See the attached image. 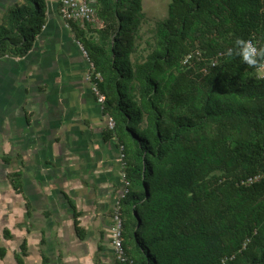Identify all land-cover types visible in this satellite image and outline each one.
<instances>
[{"label":"trees","instance_id":"obj_1","mask_svg":"<svg viewBox=\"0 0 264 264\" xmlns=\"http://www.w3.org/2000/svg\"><path fill=\"white\" fill-rule=\"evenodd\" d=\"M94 4L97 37L71 26L103 76L109 134L123 146L132 264H264L263 59L228 54L238 38L264 48V0H172L155 28L144 0ZM44 9L41 0L12 8L7 24L25 37L15 55L28 52Z\"/></svg>","mask_w":264,"mask_h":264},{"label":"crops","instance_id":"obj_2","mask_svg":"<svg viewBox=\"0 0 264 264\" xmlns=\"http://www.w3.org/2000/svg\"><path fill=\"white\" fill-rule=\"evenodd\" d=\"M44 2L28 52L15 55L25 37L7 20L22 0H0V30L18 41L0 48V264H101L126 188L123 146L86 80L90 57L62 0ZM99 24L79 23L89 39ZM88 241L91 253L81 252Z\"/></svg>","mask_w":264,"mask_h":264},{"label":"built area","instance_id":"obj_3","mask_svg":"<svg viewBox=\"0 0 264 264\" xmlns=\"http://www.w3.org/2000/svg\"><path fill=\"white\" fill-rule=\"evenodd\" d=\"M61 15L62 18L65 20L67 26H71V23H97L100 22L97 16V9L96 6L91 0H62V7H61ZM252 41V40H251ZM253 42V41H252ZM254 43V42H253ZM255 44V43H254ZM256 45V44H255ZM257 46V45H256ZM258 48V46H257ZM259 49V48H258ZM84 54L88 57L87 51L83 48ZM200 51L189 52L184 60L183 63L185 65L190 64L192 60L200 58ZM89 61V68L86 72V80L91 82L92 89L97 95L98 101L100 104H104L106 101V95L102 93L99 88V82L103 80V76L100 72L96 70L94 63L88 59ZM215 61L212 62L215 65ZM258 76L260 78H264V59L261 65L258 68ZM116 126L115 119L111 116L108 117V127L110 130H114ZM125 176V173H124ZM256 179L259 176L255 177ZM250 182L254 180V178L249 179ZM127 185V182H126ZM125 192V191H124ZM124 192L121 196L124 195ZM121 197L117 200L115 204L114 211L111 217V229H110V244L112 246L113 252L115 254V259L117 264H132V260L127 254L125 245H124V220L121 211Z\"/></svg>","mask_w":264,"mask_h":264},{"label":"rangeland","instance_id":"obj_4","mask_svg":"<svg viewBox=\"0 0 264 264\" xmlns=\"http://www.w3.org/2000/svg\"><path fill=\"white\" fill-rule=\"evenodd\" d=\"M172 0H149L145 6L146 8V12L151 20L150 23V28H155L156 27V23L158 22V20H161L163 17L168 15V7L169 4L171 3ZM41 2L44 4V0H41ZM149 28V24L146 26V29ZM127 186V185H126ZM126 189V188H125ZM112 225V222H111ZM111 229V227H110ZM105 245L107 248H110L108 246V242L105 240ZM94 242L93 241H88V244L80 247L81 252L83 251H87L89 248V244L92 245ZM77 244H75V246H73L72 248L69 247V251H75L77 250ZM107 252V256H105L104 258H101V264H104L103 261L107 262V264L109 263H114V259H115V255L112 253L113 251L111 250H106ZM88 253H91L90 250H88ZM114 255V256H112ZM98 260H100L99 258H97ZM63 260H66L65 257H63ZM103 260V261H102ZM116 261V259H115ZM81 263V261L77 260V264ZM117 263V262H116ZM106 264V263H105Z\"/></svg>","mask_w":264,"mask_h":264},{"label":"clouds","instance_id":"obj_5","mask_svg":"<svg viewBox=\"0 0 264 264\" xmlns=\"http://www.w3.org/2000/svg\"><path fill=\"white\" fill-rule=\"evenodd\" d=\"M233 52L239 55L248 65H257L259 60L264 59V48L258 49L251 40L243 38H238L235 41L234 48L228 50L229 55H232Z\"/></svg>","mask_w":264,"mask_h":264}]
</instances>
